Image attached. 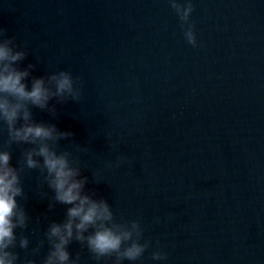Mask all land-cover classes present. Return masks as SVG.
<instances>
[{
    "label": "water",
    "instance_id": "obj_1",
    "mask_svg": "<svg viewBox=\"0 0 264 264\" xmlns=\"http://www.w3.org/2000/svg\"><path fill=\"white\" fill-rule=\"evenodd\" d=\"M193 3L195 48L167 0H0V28L32 76L80 78L79 102L33 116L74 134L59 147L80 161L86 191L118 221L140 219L151 246L136 264H264V0ZM8 140L0 122V148L23 169L28 227L17 235L40 246L30 258L43 264L66 206L23 167L30 146ZM157 247L166 261H152ZM14 251L23 264L28 250ZM69 251L98 264L78 241Z\"/></svg>",
    "mask_w": 264,
    "mask_h": 264
},
{
    "label": "clouds",
    "instance_id": "obj_2",
    "mask_svg": "<svg viewBox=\"0 0 264 264\" xmlns=\"http://www.w3.org/2000/svg\"><path fill=\"white\" fill-rule=\"evenodd\" d=\"M167 2L181 22L184 39L193 48L197 47L195 26L191 22L193 0ZM27 54L0 28V122L7 126L9 144L30 146L23 152V167L39 169L54 193V201L66 206L63 221L53 220L47 228L49 248L43 264H79V257L74 259L69 251L73 241L85 245L98 264L106 257H115V264L124 261L136 264L151 246V240L144 239L140 219L118 221L107 200L97 199L94 193L86 191L89 178L82 175L80 161L72 152L59 147L60 141H68L74 134L60 130L55 123L37 121L33 116V108L47 110L54 116L57 105L79 102L83 87L80 78L67 70L47 77L32 76L34 65L21 67ZM76 147L78 151H87L79 145ZM11 161L12 153L0 148V264H20L19 254L14 251L17 246L28 250L23 264H36L30 257L39 255L40 246L30 248L29 238L17 235V229L28 227V216L17 199L24 196L23 169L13 166ZM120 163L117 161L116 166ZM54 206L49 204V209ZM167 258V253L159 247L151 255L154 262H164Z\"/></svg>",
    "mask_w": 264,
    "mask_h": 264
}]
</instances>
